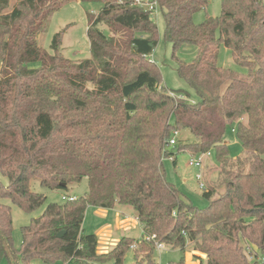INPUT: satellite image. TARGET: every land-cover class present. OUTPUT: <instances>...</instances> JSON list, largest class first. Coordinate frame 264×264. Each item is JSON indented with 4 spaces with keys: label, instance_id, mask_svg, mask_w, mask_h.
Wrapping results in <instances>:
<instances>
[{
    "label": "trees",
    "instance_id": "1",
    "mask_svg": "<svg viewBox=\"0 0 264 264\" xmlns=\"http://www.w3.org/2000/svg\"><path fill=\"white\" fill-rule=\"evenodd\" d=\"M11 1L0 0V173L8 178L0 181V264H125L130 250L136 264H156L157 242L191 243L200 264H264V0H221V13L201 23L194 15L211 0H155L177 72L198 101L162 85L151 57L155 10L136 0H78L100 9L87 12L91 56L75 62L59 52L61 32L54 53L37 41L72 0H16L6 12ZM223 46L236 68L221 64ZM185 47L195 48L191 60L179 57ZM229 129L242 145L236 157ZM183 151L210 152L219 162L204 207L166 177L163 157L176 164ZM84 178L88 192L49 203L22 227L16 247L5 199L32 212L47 199L32 189L34 179L66 190ZM118 204L133 208L143 234L99 252L98 235L83 229L87 208ZM250 244L257 251L248 252Z\"/></svg>",
    "mask_w": 264,
    "mask_h": 264
},
{
    "label": "rangeland",
    "instance_id": "2",
    "mask_svg": "<svg viewBox=\"0 0 264 264\" xmlns=\"http://www.w3.org/2000/svg\"><path fill=\"white\" fill-rule=\"evenodd\" d=\"M16 0H12L6 12L12 10ZM100 5L94 3H82L78 0H72L66 3L60 10L54 12L50 17L47 28L38 37V44L50 53H54L52 49V41L56 33L61 32V44L59 52L65 57L75 62L82 61L91 56L90 40L87 35L88 17L87 12L98 13ZM221 13V0H211L207 8L198 11L194 15V21L201 23L207 16H218ZM154 21L158 25L159 40L151 57L158 64L162 79V85L171 90L184 89L191 93V99L198 101L199 96L188 85V83L180 77L176 69L175 59L172 57V44L165 37V20L160 10H155L152 14ZM194 47H185L179 52V57L184 60H191L195 56ZM220 62L223 65L237 67L228 48L222 47L220 54ZM189 133L187 131L181 133V137L186 139ZM191 139H195L194 136ZM226 139L229 143L231 155L236 157L241 154L242 145L235 132L228 130ZM177 162L174 164L173 157L164 156L163 165L166 171V177L173 182L180 191L196 206L204 207L208 204V200L203 196V192L210 185L214 186L220 168L219 162L213 153L205 155L203 165L201 167L190 165L191 152L183 151L175 155ZM198 174H203L202 180L198 179ZM0 181L5 185L8 184V178L0 173ZM200 182L205 183V189L200 187ZM32 189L37 192L46 194V202L32 212L22 210L18 205L12 203L8 198L5 202L12 207L13 216V235L16 247H20L23 240L22 227L30 223L32 218L39 217L45 210L46 206L51 202H62L63 195L66 196H82L88 192V179L84 178L80 183L69 185L66 190H49L40 185L38 179L32 181ZM223 190L220 188V191ZM122 208V206H121ZM125 214H120V220H115L117 210L111 211L108 216H104L99 212L98 208L88 206L86 211L83 229L85 233H95L99 237L98 251L105 252L111 249L123 236L132 238H140L143 234L139 220H136V212L132 207L127 206ZM127 225H121L123 218H127ZM110 224V227H106ZM248 252L257 251L256 245H248ZM196 252L193 250L191 243H188L185 249L173 248L170 245H164L163 249H157L154 253L156 264H171L185 258L188 264H200V260L195 257ZM204 258L205 255H202ZM249 259L252 256L249 254ZM6 264V260L3 261ZM30 264H44L41 260H34ZM57 264H64L59 262ZM98 264H113V262H100ZM125 264H136L133 250H130L125 258Z\"/></svg>",
    "mask_w": 264,
    "mask_h": 264
},
{
    "label": "built area",
    "instance_id": "3",
    "mask_svg": "<svg viewBox=\"0 0 264 264\" xmlns=\"http://www.w3.org/2000/svg\"><path fill=\"white\" fill-rule=\"evenodd\" d=\"M136 3L141 5V6H143V7H145L147 10H157V8H158V4H157V2L155 0H136ZM179 134H180V132L178 130H175L173 132V136L171 137L170 142H169L170 146H174L176 144V139H177V136ZM207 154L209 155L210 152L202 153V154H198V155L191 154V158H190L189 164L201 167L203 165V158ZM197 177H198V179L202 180L203 174H198ZM200 187L205 189V183L204 182H200ZM75 198H76L75 196L63 195V199L74 200ZM164 245H165L164 243L157 242L156 243V248L159 249V250L163 249Z\"/></svg>",
    "mask_w": 264,
    "mask_h": 264
},
{
    "label": "crops",
    "instance_id": "4",
    "mask_svg": "<svg viewBox=\"0 0 264 264\" xmlns=\"http://www.w3.org/2000/svg\"><path fill=\"white\" fill-rule=\"evenodd\" d=\"M121 206H122V208H121ZM123 208H127V206L126 205H116L114 208H112V209H106V208H98V210H99V212H101L104 216H108L109 214H110V212L111 211H114L115 209L117 210V213L115 214V216H116V218H115V220H120V214H125V209H123ZM130 217L128 216L127 218H123V222L121 221V222H119V224H121V225H127V223H128V219H129ZM136 220H138V218H137V216H136ZM106 227H110V224H107L106 225ZM141 228H142V226H141ZM142 232H143V229H142Z\"/></svg>",
    "mask_w": 264,
    "mask_h": 264
},
{
    "label": "water",
    "instance_id": "5",
    "mask_svg": "<svg viewBox=\"0 0 264 264\" xmlns=\"http://www.w3.org/2000/svg\"><path fill=\"white\" fill-rule=\"evenodd\" d=\"M63 233H64V232H60V233L58 234V236H62V235H63Z\"/></svg>",
    "mask_w": 264,
    "mask_h": 264
}]
</instances>
